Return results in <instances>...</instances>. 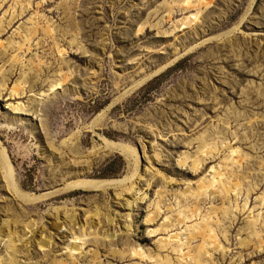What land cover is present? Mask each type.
Here are the masks:
<instances>
[{
    "label": "rangeland",
    "instance_id": "374dc122",
    "mask_svg": "<svg viewBox=\"0 0 264 264\" xmlns=\"http://www.w3.org/2000/svg\"><path fill=\"white\" fill-rule=\"evenodd\" d=\"M12 1L0 0L6 30L0 36L6 49L0 68L10 70L16 50L23 56V67L35 53L47 65L37 66L40 75L26 73V94L9 102L22 70H28L18 64L7 90L0 94V141L9 152L19 185L38 193L64 181L123 178L130 170L129 161L106 149L96 132L135 148L144 172L130 197L133 227L125 232L126 200L116 199L115 189L70 191L33 205L16 199L0 176V220L11 219V229L0 232V257L13 240L23 264H48L53 259L72 264H153L108 253L128 246L155 256L169 254L176 264V253L160 252L157 246L166 233L150 236L149 231L159 228L166 217L185 218L169 230V235L180 233L195 222L204 223L214 206L216 248L209 247L211 256L203 264H264V200L259 199L264 194V0H257L251 10V0L204 2L200 20L193 24L197 10L180 8L173 0H18L16 6ZM189 1L198 5L200 0ZM13 17L15 22L8 27ZM242 19L241 31L219 37ZM46 23L51 25L48 37L39 29ZM142 25L146 27L139 31ZM34 26L38 28L32 52L25 47L18 50L25 30ZM71 37H77L79 49L69 45ZM52 38L66 52V67L59 69L60 59L51 53ZM39 40L40 46L35 47ZM9 41L14 49L7 46ZM174 60L107 112L125 89ZM36 75L39 81L30 90ZM30 100L35 102L29 105ZM10 106L27 109L17 115L26 121L2 125L15 116ZM104 110L95 131L89 129ZM201 136L209 144L207 150L213 149L203 154L205 163L195 173L191 163L180 166L179 160L184 152L197 154ZM68 139L71 148L62 144ZM230 144L240 153L231 156ZM154 153L159 159L153 158ZM216 172L223 176H216L217 182L202 198L179 196ZM221 180L232 189L216 198L211 193ZM160 189H165L163 195ZM195 201L200 210L188 219L184 211ZM54 207L60 209L53 212ZM155 212L157 220L149 225L146 218ZM68 213H75L84 224L59 223ZM256 218L259 233L251 236L248 221ZM109 231L116 234L114 240L106 238ZM184 264L192 263L185 258Z\"/></svg>",
    "mask_w": 264,
    "mask_h": 264
},
{
    "label": "bare ground",
    "instance_id": "6f19581e",
    "mask_svg": "<svg viewBox=\"0 0 264 264\" xmlns=\"http://www.w3.org/2000/svg\"><path fill=\"white\" fill-rule=\"evenodd\" d=\"M212 0H200L198 5H193L194 2H191L189 0H173L172 3L176 4L178 3L180 8H185V9H196L197 13L196 15H194L193 19L191 20V24L193 23H198L200 20V16L202 15V11H201V5L202 3H211ZM257 0H251L250 1V10L254 7V5L256 4ZM17 3H19L18 0H13L12 1V6L13 5H17ZM23 13V12H22ZM22 15V14H21ZM15 17H13L9 23H8V27H11L13 25V23L15 22ZM148 21V20H147ZM147 26L148 23H144L143 25ZM141 26L139 31H142L145 29L144 26ZM243 26V19L234 27L233 30L228 31L227 33L219 36V37H225V36H229L231 34H234L235 32L241 31V27ZM51 25H49V23H46L45 27H39V29L41 30V32L43 33L44 37H48L51 34V29H50ZM37 26H34L31 29H26L25 30V40L23 41L24 43L21 45H18L19 49H22V47H25L26 51L28 52H32V44L31 42H33V40L36 38V33H37ZM6 30L2 27V19H0V36H2L3 34H5ZM39 32V31H38ZM77 38V37H76ZM75 37H71V40L69 41V45L70 46H76L79 49V43L77 42V39ZM52 51L51 53L54 51L56 53V55H58L59 57V69L62 67H66V63L63 60L64 55L66 54L65 50L60 48L59 46V42L58 40H56L55 38H52ZM13 42L9 41V43H7V46L10 49H14V45ZM40 46V40L37 41V43L35 44V47ZM0 48L2 49V51H0V61L4 60L5 54H6V49L4 44L0 43ZM17 51V50H16ZM16 51H15V56L11 57V64H10V70L6 71L4 70L3 67L0 68V94L4 93L7 90L8 84L11 80V77L14 75L15 70H16V66L18 64L22 65V69L24 68H28V70H22L21 73V77L16 81L14 87L11 89V93L9 95V102L13 101V100H17L19 98L24 97V95L26 94V90H25V85L28 83V81L26 80V73H31L33 76L36 72V74H41L40 69L39 71L37 70V66L38 67H47V65L45 64V62L42 61V58L38 57L36 55V53L32 56V58L28 61L29 64L25 67H23V62L21 61L23 59V56L20 54L16 55ZM22 56V57H21ZM178 59V58H177ZM176 62V60L162 66L161 68H159L156 72H154L153 74L145 77L144 79L140 80L139 82L135 83L134 85H132L131 87L125 89L120 96H118L116 99H114V101L111 103V105L108 107L107 112H109L118 102H121L123 99H125L127 96H129L130 94H132L135 90H137L139 87H141L142 85L146 84L149 80L153 79L154 77L159 76L161 73H163L169 66H171L172 64H174ZM6 63H9L6 62ZM40 76H35L33 77V79L31 80L29 87L30 90H33L38 83V78ZM51 88L49 90L48 93H50ZM33 101V102H32ZM32 105L35 101L34 100H30L29 101ZM33 108V107H32ZM10 109L12 110V112H14V118H12L11 120H7V121H3L2 125H4L5 127H9L13 122H25L26 119L25 118H20L18 115V113L23 112V114L25 112H28L27 109H23L22 106H17V108H15L14 106H10ZM103 114H99L97 117H95V119L90 123L89 125V129H91L92 131H95V128L98 124V122L100 121V119L103 120V117L105 116V110L103 111ZM27 116V115H25ZM101 120V121H102ZM28 128L32 129L33 126L30 125ZM42 130V129H41ZM36 129L33 130V133H36ZM40 133L37 132L35 136H37L38 138H41V140H43L44 142V136H40ZM96 134L100 137V139L103 141V144L105 146L106 149L112 151V152H119L121 154H123L122 156H126L127 160L130 163V170L127 173V175H125L123 178H117V179H76V180H70V181H64L62 182L61 185L50 189V190H46L43 192H30L27 190H24L18 183V181L15 178L14 175V169H13V165L10 161V157H9V152L7 150V148L4 146V144L0 141V176L2 177V180L4 181L5 184V188L15 196L16 199L20 200L23 203H27V204H39V203H43L46 201H50L51 199H54L56 197H59L61 195H63L66 192H70V191H83V192H106L108 190L111 189H115V198L116 199H125V203H124V209H125V213L124 216H126V219L124 221L123 224V231H128L133 227L132 224V217H131V212H132V201L130 200L131 196H134V193L136 191V186L139 183V177H141L143 175V168L140 164V158L138 156V154L136 153L135 148H132L131 146L124 144V143H120L117 141H114L112 139H109L107 137H105L104 135L98 134L96 132ZM202 136L199 137L197 140H199L201 142V144L198 146V150L196 151L197 154L196 155H192L189 152H184L181 155V158L179 160V165L180 166H189V163H191V165L189 166L190 169H192L193 171H195V173H198V169L200 168V166L202 167L203 164L205 163V158H203L202 156H204L203 154L207 155V147L209 146L208 143H203V141L201 140ZM69 141L68 140H64L62 141V144L65 145L67 147V145L69 143H67ZM192 141L190 142L189 145H192ZM69 148H71L70 144L68 145ZM230 151H231V156H234L237 153H240V149L239 148H233V146H231V144L228 146ZM213 148L209 149V153H211ZM241 156H243V153L240 154ZM160 155L158 153H154L153 158L154 159H159ZM229 159V157L227 158ZM231 160H233V157L231 158ZM234 162V161H233ZM213 169V168H212ZM230 174V173H228ZM216 176H223L222 173L220 172H216L215 175L211 178V179H201L199 180L200 183H198L196 185L195 189H192L191 186H188L185 188V190L181 191L179 196L180 197H184L187 194H190L191 196H194L196 200H198L199 198H202L201 196H203L204 194H207L208 191L210 190L211 187H213L215 185L216 181ZM198 181V182H199ZM169 182L176 184V182H174L173 180H169ZM218 187L215 188L214 191H212L211 194H217L216 198L219 196H226L229 194V192L231 191L232 188L230 187H226V184L223 182V180L218 181ZM238 191L240 189L239 184L236 185ZM160 194H164L165 189H160ZM126 196H125V195ZM210 194V195H211ZM249 194V192H248ZM247 194V196H248ZM259 199H261L262 201L264 200V194L259 197ZM135 200V199H134ZM197 203V201H195ZM197 204H195L193 207H188L187 210H185V214L187 216L188 219H193L197 212L200 210V207L197 206ZM247 205V200L246 203L243 205V209L246 208ZM238 206V205H237ZM60 209V207H54L53 208V212H57ZM217 211V209L213 207H211V212H207V218L206 221L204 223H199V222H193L194 224L186 226V228L181 231L180 233H173L170 234V231H172V228L175 226H179L181 224H183L184 222H186L185 218H181V219H177L171 220V217H166L165 221L159 225L160 227L157 229H153L149 231L150 236L157 234V232H164L166 233L167 237L165 238H160L157 241V246L160 252L162 251H168L171 250V252H174L177 254L176 256V264H184V259L188 258L189 262L192 264H203L206 263V258H210V248L212 245H214V248H216L215 244H216V231L213 228V214ZM183 212V211H182ZM157 214V216H156ZM217 214V213H216ZM158 212L156 213H150V215L147 216L146 218V223H148L149 225H153L154 222L157 220L158 217ZM259 215V214H258ZM115 215L111 216V218L109 219V221L111 223H113V221L115 220ZM58 218H55V221H57ZM64 221L67 222H72V225H80L82 226V224H84V222H81L80 220H78L77 216L75 213H68L65 214L62 221H59V223H63ZM168 220V221H167ZM259 218H256L254 220H250L248 221V225L247 228L250 229V234L252 235H258V231L255 228V226L257 225V222L259 221ZM177 223V224H176ZM215 223H217L215 221ZM264 224V223H263ZM11 226V219L8 217H3L0 220V232H4L5 230H10ZM91 234H97V231L95 230H91L90 231ZM159 232V233H160ZM14 234H16V231H13ZM106 238L114 240L116 238V234L114 232H108V234H105ZM193 241H199L198 245H194L192 246V242ZM9 246L10 247H6V251L4 253V255H1L0 257V264H23L21 263V261L17 258L16 256V251H15V247L16 244L13 240L9 241ZM258 246H261L260 243H258ZM186 248V252L184 251V249ZM31 249V248H29ZM109 254L112 255H119L120 258L122 260H126V259H133V258H137L140 261H147V260H151V262L153 264H175V262L172 261V258L169 256V254L166 255H161V254H157L156 256L153 255L150 251L148 250H144L142 248H131V247H124L122 249H110L108 251ZM94 256H97L99 254V251L95 250L93 251ZM70 261L66 260L64 262H59L57 260H51L48 264H72L69 263ZM85 264V263H83Z\"/></svg>",
    "mask_w": 264,
    "mask_h": 264
}]
</instances>
